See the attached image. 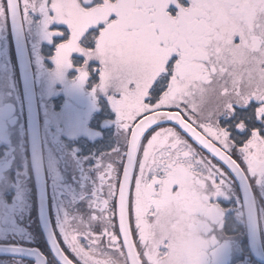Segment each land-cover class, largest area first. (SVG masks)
<instances>
[{
  "label": "snow or ice",
  "instance_id": "6c2138e0",
  "mask_svg": "<svg viewBox=\"0 0 264 264\" xmlns=\"http://www.w3.org/2000/svg\"><path fill=\"white\" fill-rule=\"evenodd\" d=\"M5 32L94 81L117 130L87 209L17 264H208L220 198L264 186V0H0Z\"/></svg>",
  "mask_w": 264,
  "mask_h": 264
},
{
  "label": "flooded vegetation",
  "instance_id": "af4514ba",
  "mask_svg": "<svg viewBox=\"0 0 264 264\" xmlns=\"http://www.w3.org/2000/svg\"><path fill=\"white\" fill-rule=\"evenodd\" d=\"M13 57L11 35L5 32L0 35V79L5 83L12 77ZM58 96L62 99V94ZM61 99L51 103L54 113L51 115L53 118L49 129L56 130L53 139L47 134L48 127L43 126L44 120L40 114L47 203L52 229L53 222L58 224L63 212H83L87 209L92 181L97 176V162L115 146L117 137L115 126L107 128L110 131L104 133L103 123L102 128L95 129L97 133L101 132L95 139L92 135L82 132L66 135L60 112L63 106ZM112 118L109 119L113 120ZM90 127L92 129V124ZM99 140L102 142L97 143ZM12 146L13 144H0V166H3L0 172V245L21 246L25 253L48 254L50 248L40 224L38 195L29 169L28 147L14 149ZM20 167H26L27 173L31 174L21 179L22 177L16 174ZM252 189L256 197L264 247V186L254 184ZM18 224L23 227H18ZM234 230L236 231V228ZM244 235L245 233L240 237L243 255L239 257V263L235 264H264L251 255ZM216 238L219 239L217 235ZM19 259H22L24 264H33L29 255H19ZM0 260H3L4 264H17V255L0 254Z\"/></svg>",
  "mask_w": 264,
  "mask_h": 264
},
{
  "label": "rangeland",
  "instance_id": "374dc122",
  "mask_svg": "<svg viewBox=\"0 0 264 264\" xmlns=\"http://www.w3.org/2000/svg\"><path fill=\"white\" fill-rule=\"evenodd\" d=\"M41 46L42 44H40L39 48L32 51L31 60L34 63V72L40 87L38 95L40 108L43 113H41V116L44 120L43 126L48 127L47 134L52 139L54 138V133L56 134V130L49 129L52 125L53 116L51 117V115L54 113V108L51 103L53 104L54 100L58 102V99H61L58 94H62L61 101L63 106L60 112H62L63 117L61 118L64 121L66 135H74L82 132L92 135L94 139L99 137L101 132L97 133L94 127L91 129L90 126L91 124L93 126V122L90 118L98 109L97 97L100 96L106 99L104 94L93 92L94 81H86L83 85L74 87L73 81L77 75L74 71H67L63 80L56 79L54 75L55 66L48 56L49 49L46 44L43 48L44 50L41 49ZM11 73V80L7 81V83L3 79H0V144H13L12 147L14 149L18 147L25 149V146L28 147L25 112L20 79L14 58ZM110 115L113 116L111 108ZM111 121V119L107 118L100 122L105 127L103 129L104 133L110 131L107 128L114 126ZM55 139L57 140V137ZM15 164L16 162L13 166ZM2 167L0 166V172ZM16 174L23 179V177L31 173H27L26 167H20ZM220 203L223 208L221 221L223 226L217 227L215 231V236L217 235L219 239H217L218 243L215 253H209L208 264H235L238 262L239 257L243 255L244 251L240 245V236L237 233L235 234L234 228L236 226L232 225L231 220H228V213L235 209V204L237 205L238 212L242 213L241 196L237 184L231 186L230 193L227 197L220 198ZM223 205H227L228 209L224 208ZM234 223L236 222L234 221ZM18 227L22 228L23 225L18 224Z\"/></svg>",
  "mask_w": 264,
  "mask_h": 264
},
{
  "label": "water",
  "instance_id": "95a60500",
  "mask_svg": "<svg viewBox=\"0 0 264 264\" xmlns=\"http://www.w3.org/2000/svg\"><path fill=\"white\" fill-rule=\"evenodd\" d=\"M12 41L24 104L30 164L38 195L40 224L51 250L53 229L48 212L36 78L29 50L25 49L23 46V38L17 41L16 37L12 35ZM237 185L241 195L242 208L244 209L243 215L245 219L248 248L257 261L264 263V247L260 225L259 228L255 227L253 221L249 219L247 214V205L249 203L252 204L253 217L258 213L254 191L252 186H248L247 182H237ZM17 247L22 248L21 246ZM0 250H2L0 251L1 255H17L12 253L11 246L0 245Z\"/></svg>",
  "mask_w": 264,
  "mask_h": 264
},
{
  "label": "trees",
  "instance_id": "16d2710c",
  "mask_svg": "<svg viewBox=\"0 0 264 264\" xmlns=\"http://www.w3.org/2000/svg\"><path fill=\"white\" fill-rule=\"evenodd\" d=\"M44 47H45V44L42 43L41 49L44 50L43 49ZM13 56H14V54H13ZM13 58H14L15 66H16L15 56ZM33 65H34V63H33ZM39 89H40V87L38 85V80H37V91ZM98 94H100V93H98ZM97 105H98V109L93 113V115L91 116L90 119L93 122L92 127L101 128L102 123L100 124V122L104 119H107L110 116V115H108L110 113V111H109L110 108H109V104H108L107 100L103 99L100 96L97 97ZM105 136H106V134H105ZM100 142H102V140H100ZM227 205H223V207L228 209ZM234 206H235V209L228 213V217H229L228 220H231L232 225L236 226L235 234L237 233V235H239L241 237V236H243V234L245 232L244 226L241 223V221H243V216L241 214H239L238 209H237V205L235 204ZM234 221L236 223H234ZM244 238H245V235H244Z\"/></svg>",
  "mask_w": 264,
  "mask_h": 264
}]
</instances>
